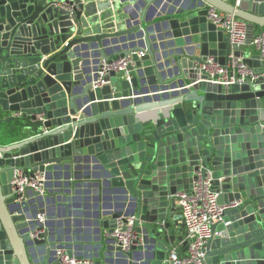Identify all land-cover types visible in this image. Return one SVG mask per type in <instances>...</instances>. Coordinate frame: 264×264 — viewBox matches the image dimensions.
I'll list each match as a JSON object with an SVG mask.
<instances>
[{"label": "water", "instance_id": "obj_1", "mask_svg": "<svg viewBox=\"0 0 264 264\" xmlns=\"http://www.w3.org/2000/svg\"><path fill=\"white\" fill-rule=\"evenodd\" d=\"M210 6L247 23L253 51L234 52L251 70L244 82H212L199 67L230 60ZM255 36H264V0H0V123L21 136L0 143V264H61L60 248L93 264H166L175 243L187 246L178 193L199 170L219 202H238L213 225L205 264H264V42ZM124 57L125 70L99 84L101 62ZM17 171L44 173L46 192L19 194ZM95 179L114 197L94 204L93 252L64 225ZM120 217L134 219L127 249L111 235Z\"/></svg>", "mask_w": 264, "mask_h": 264}, {"label": "built area", "instance_id": "obj_2", "mask_svg": "<svg viewBox=\"0 0 264 264\" xmlns=\"http://www.w3.org/2000/svg\"><path fill=\"white\" fill-rule=\"evenodd\" d=\"M238 6L241 0H225ZM209 18L217 26L224 30L229 37V61L226 64H220L213 57L207 62L202 63L199 67L205 72L209 81L229 85L235 82H244L251 75V70L242 64V60L234 55V52L240 50L241 46L246 43L247 23L231 14L219 11L214 7H209ZM254 43L264 42V36H255ZM264 44V43H263ZM144 52L140 51L139 55ZM130 57L114 59L111 62L103 60L99 68L98 83H104V77L112 71L122 72L131 62ZM196 179L193 181L191 190L181 191L178 193V206L180 208L182 219L185 223L187 250L181 253L172 250L168 253L166 264H205V248L208 240L219 234L214 230L213 225L223 218L224 212L237 206L238 202L221 203L218 201V193L212 188L211 173L206 175L199 170L195 173ZM13 186L19 194L27 189H32L39 193L46 191L45 174L40 171L23 173L17 171L12 180ZM43 220V217H40ZM133 217H128L124 222L120 217L117 226L111 235L116 239V243L123 249H127L135 240L132 230ZM123 226L127 229L123 230ZM107 232V231H106ZM58 260L61 264H93L90 259H76L70 257L64 248L57 251Z\"/></svg>", "mask_w": 264, "mask_h": 264}, {"label": "crops", "instance_id": "obj_3", "mask_svg": "<svg viewBox=\"0 0 264 264\" xmlns=\"http://www.w3.org/2000/svg\"><path fill=\"white\" fill-rule=\"evenodd\" d=\"M260 32V31H258ZM253 44H243L241 46L240 50L242 52H249L253 51ZM119 53H114L113 57L118 56ZM14 123L13 122H1L0 123V143L6 142L9 143L13 140L20 139L21 136L16 133V130H13ZM93 181H96L97 183H101L103 180L101 179H95ZM94 186L87 187L91 189L90 192H83V199L80 202V206H74L72 203L71 208L67 207V210L69 211V214H67L66 218L70 219L69 224H65L64 226L69 230V235L72 238H77L78 242H81L83 244H86L88 246L95 247L93 249V252L96 250V246L99 244L98 238V231L96 229L98 228L96 222H95V216L94 212L96 211L94 208V204L96 202H99L100 204L104 202V197H114V193L107 192L103 193L102 189H106L107 187L105 185L100 184V186ZM96 188V193L94 192ZM76 194V189H72V192L68 194L69 196H74ZM106 202L115 204L116 201L112 198L111 200H105ZM77 212V213H75ZM65 219V217H64ZM78 219L80 222H75ZM104 220V217H103ZM184 231L185 228H184ZM172 248L176 251H179L181 253H185L187 250V246L183 243V241H179L175 243Z\"/></svg>", "mask_w": 264, "mask_h": 264}, {"label": "flooded vegetation", "instance_id": "obj_4", "mask_svg": "<svg viewBox=\"0 0 264 264\" xmlns=\"http://www.w3.org/2000/svg\"><path fill=\"white\" fill-rule=\"evenodd\" d=\"M45 182H46V176H45ZM45 187H46V185H45ZM45 192H46V191H45ZM45 192H44V193H45ZM44 193H41V194H44Z\"/></svg>", "mask_w": 264, "mask_h": 264}]
</instances>
